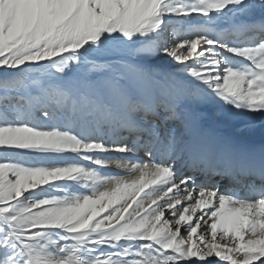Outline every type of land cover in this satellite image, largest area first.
Returning a JSON list of instances; mask_svg holds the SVG:
<instances>
[{"label":"snow or ice","instance_id":"obj_1","mask_svg":"<svg viewBox=\"0 0 264 264\" xmlns=\"http://www.w3.org/2000/svg\"><path fill=\"white\" fill-rule=\"evenodd\" d=\"M200 105L264 117V0H0V264H264V144Z\"/></svg>","mask_w":264,"mask_h":264},{"label":"rangeland","instance_id":"obj_2","mask_svg":"<svg viewBox=\"0 0 264 264\" xmlns=\"http://www.w3.org/2000/svg\"><path fill=\"white\" fill-rule=\"evenodd\" d=\"M237 19H239V17H237ZM228 23H230V18H222L219 21V26L224 27L227 26ZM93 57H98V56L93 55ZM105 57L106 55L100 58H105ZM161 63L169 71L177 70L178 66H176L169 60L166 59L162 60ZM77 71L82 72L83 70H77ZM193 108H194L193 111H195V113H197V115L199 116V121L202 122L203 124L210 123L211 127H213V130L216 134L229 135V133H234L235 135L233 136H237L238 135L237 133H241L243 136L250 138H255V137L264 138V117H261L259 114L253 117H240L225 122L219 116L216 115V109L212 106L200 105L195 107L193 106ZM110 171L117 174H123L122 171L116 169L114 165L111 167Z\"/></svg>","mask_w":264,"mask_h":264},{"label":"bare ground","instance_id":"obj_3","mask_svg":"<svg viewBox=\"0 0 264 264\" xmlns=\"http://www.w3.org/2000/svg\"><path fill=\"white\" fill-rule=\"evenodd\" d=\"M93 55H96L98 57H102V56H105L106 54L105 53H92L90 55L89 58H92ZM80 70H83V69H80ZM80 74V72H76V73H73L74 76H78ZM209 106H212V105H209ZM186 107V116H185V119H186V122L189 124V125H196V124H199L201 127H203L205 130L209 131V132H214L213 130V127H211L210 123H206V124H203L202 122L199 121V116L197 115V113H195V111H193V106H185ZM195 107V106H194ZM214 107V106H212ZM209 108V107H208ZM214 109V108H213ZM210 110V109H209ZM213 112V111H212ZM210 113V111H209ZM221 122V121H220ZM213 123V122H212ZM217 125V124H216ZM224 130V129H223ZM181 133H184V130L183 129H180V128H177V134L180 135ZM216 134V133H215ZM238 135L237 136H233L235 135L234 133H229L228 136L232 137L234 140L240 142V143H251L253 145H255L257 148L261 145V144H264V138L262 137H255V138H250V137H246V136H243L241 133H237ZM189 139V135L188 133H184V140L187 141ZM184 145L181 144V145H178L177 148L178 150L180 148H183ZM140 155L143 159L147 160L148 157L146 155H144L143 153H140L138 154ZM184 162H188V163H191V161H187V153H185V157H184V160H180L179 158L177 159L176 161V167L177 168H181L182 166V163ZM122 171V170H121ZM185 174L187 175H191L192 174V169L189 167L188 169H186V172ZM197 175L200 176L201 179H205L207 182L209 183H214L216 182L217 180H219V176H206L204 175L203 173H197ZM235 181H238L241 185H248V184H251L253 183V181H255V183L257 185L260 184V180L259 178L257 177H253V176H250V175H245L243 173H236L234 175V180L233 182ZM229 186H232L230 184V181L229 179H224L223 181H221V190L223 191L225 187H229Z\"/></svg>","mask_w":264,"mask_h":264}]
</instances>
